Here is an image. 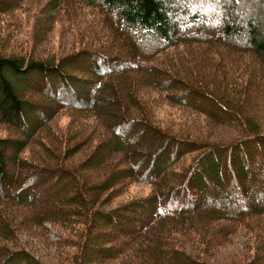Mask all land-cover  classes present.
<instances>
[{"label": "trees", "instance_id": "obj_1", "mask_svg": "<svg viewBox=\"0 0 264 264\" xmlns=\"http://www.w3.org/2000/svg\"><path fill=\"white\" fill-rule=\"evenodd\" d=\"M65 1L105 10L112 43L82 51V57L94 61L87 69L91 77L83 79L73 76L65 61L0 54V123L16 129L0 137V264H53L25 247L7 244L17 238L18 225L47 235V223L61 229L56 242L66 264L111 259L126 264H213L209 252L237 233L243 235L241 254L253 251L243 264H264V198L258 195H264V39L251 21L239 19L240 0H193L194 6L207 10L182 7L180 0ZM23 2L0 0V14H11ZM60 2L49 0L42 10H55ZM247 31L252 41L243 43L238 38ZM102 34L97 30L95 37ZM118 37L127 43L121 55L110 50ZM204 43L237 62L247 53L257 67L247 74L242 65L222 68V59H208L210 66L202 67L217 74L210 89L198 78L199 56L187 51L197 45L195 53ZM173 45L182 46L190 65L176 52L160 67L148 63ZM135 70L149 74L127 80L125 89L149 82L169 102L237 129L239 135L228 141L190 136L167 129L150 110L132 115L129 105H138L137 99L121 94V83L114 79ZM30 89L44 99L37 100ZM64 107L97 120L80 118L81 128L64 135V142H70L60 153L61 139L53 137L51 144L36 137L39 143L32 135ZM32 108L38 118L21 122L23 109ZM122 129L134 132V138L119 136ZM85 131L105 138L88 158L67 163L64 159L84 151L90 141ZM30 143L43 149L38 160L22 154ZM45 179H51L45 188L33 189ZM59 180L63 182L57 186ZM133 181L149 183L151 193L114 207L101 203L102 194L120 193ZM19 214L21 223L14 224Z\"/></svg>", "mask_w": 264, "mask_h": 264}, {"label": "rangeland", "instance_id": "obj_2", "mask_svg": "<svg viewBox=\"0 0 264 264\" xmlns=\"http://www.w3.org/2000/svg\"><path fill=\"white\" fill-rule=\"evenodd\" d=\"M48 1L49 0H24L23 4L13 10L11 14H0V54L16 53L26 55L27 57L43 58L57 62L59 60L65 61L67 62V69L73 76L77 75L80 79H83L84 77H91V74L87 71V69H91V66L89 65H93L94 61L92 58L82 57V51L84 49L90 50L93 45L99 47L100 44L106 46L108 43H112V41L108 39V35L113 36V31H111V28L106 21L107 17L105 10L100 9L97 11L87 5L88 2L87 4L85 2L81 4L74 3L72 6H69L65 0H61L60 5L55 10H42ZM177 2L182 7L191 6V10H207V6H194V4H192L193 0H180ZM239 2V9L241 11L239 19H247L248 21H251L252 25L258 29L260 37L264 39V0H240ZM175 8L178 9L177 7ZM208 17L211 18V15H208ZM213 18L214 16H212V22H214ZM239 22L243 24V21L240 20ZM248 29L249 26L247 25L246 30ZM97 30L104 33L99 38L95 37ZM238 39L243 41V43L251 42L252 35H250L247 31ZM123 40L124 39L118 37L114 41V46L110 48L112 53L121 55L120 50L125 48V44H127H122L121 42ZM176 47H179V49ZM183 47L187 46L183 44ZM197 47L199 46L192 45L191 48H187V51L189 50L191 54L193 53L199 56L201 65H197L198 78L207 81L210 89L215 88L214 83H211V78L213 75L217 74H212L210 71L205 70V68L210 66L207 63L208 59H212L214 61L222 59L223 63L220 65L222 68L225 66L230 67L232 64L242 65L247 74L249 69L257 67L255 61H253L254 57L252 58L247 53L240 56L241 60L237 62L234 61L228 53L223 52L216 47L208 46L205 43L201 44V48L194 53ZM181 49L182 46L173 45L165 51L152 56L148 60V63L150 65L160 67L168 62V56L170 53L176 52L179 54L181 62L185 63L184 65H190L187 60L183 59V55L181 54L183 52H180ZM91 51L95 52L97 50L93 49ZM202 51L205 52L204 56L201 55ZM231 55L234 57L233 54ZM130 58L133 57L130 56ZM201 59H203L205 63H202ZM203 65H207V67H202ZM231 71L229 72L230 74ZM224 72L226 71L224 70ZM148 74L149 71L147 70H135L130 71L129 73L121 74L114 79L116 82L121 83V90L117 88L121 94L125 97L127 95L135 96V99H137L138 105H133L132 103L129 105L128 111H131L132 115H142L144 113L149 114L150 110L152 116L167 129L188 134L190 136L228 141L239 135V131L237 129L222 123L214 122L207 116L198 113L196 114L183 105H176L169 102L163 97L165 92L159 91L158 88L149 85V82L146 84L142 83L139 86L135 83V85H131L129 88L125 89L124 83L127 80L137 79L138 76L142 78L141 75ZM219 74L221 73L218 72V75ZM32 75L36 76L37 74L33 73ZM218 78L223 80L222 77L218 76ZM78 85L81 89H83L80 84ZM29 93H31L39 101L44 99L43 95L33 91L32 89H30ZM2 97H4V95L0 94V99ZM119 101L120 104L125 103L124 100ZM73 112L74 110L71 108H62L48 125L38 130L32 136L35 138H44L41 139V141H45V139H47L51 142V144H53L54 141L53 137L56 141L57 139H61L62 144L60 153L66 151V144L70 141H67V143L64 142V135H69L75 130L81 128L78 124L80 118H89L90 120L95 118L92 114L81 111ZM21 113L23 115L19 117L21 122L24 123H26V120H35L38 118V115L33 108L31 110L23 109ZM14 133H16V129L14 127H10L5 123H0V137ZM106 134L109 133L106 132ZM118 134L119 136L122 134L123 136L131 137V139L134 138V132L127 134L125 129H122L118 132ZM61 135L63 137H61ZM85 135L90 137V141L86 145V148L84 151H81L76 155L71 154L70 157L74 155L72 158L68 157L64 159L67 163L77 164L88 158L95 147L98 146L105 138L104 135H97L96 133H91L90 131H85ZM141 136L143 137L142 140H145L146 142L149 141V137H147L145 133ZM37 141L40 143L38 139ZM42 151L43 149L39 146V144L30 143L23 150L22 154L30 157L31 159L38 160ZM102 152L103 151H101V153ZM96 159L97 157L94 158V161H96ZM147 165L144 167H147ZM50 180L51 179H45L42 183L40 181L38 184L33 186V189L41 190L42 188H45V186L51 182ZM62 182V180H59L57 182V186H60ZM148 193H151V185L149 183L144 181H133L122 192H114L109 196L104 193L100 196V198L103 199V202H101L103 205L114 207L124 203V201L130 200L134 197H141L147 195ZM258 195L260 199L264 198L263 194ZM19 218H21V214L12 219L13 223L20 224L21 222L19 221ZM47 225L50 228L47 235L31 233L27 229L23 228L22 224L18 225L19 231L17 232V238L14 239L13 242H7V244L10 247H25L41 259L50 263L66 264L63 260L61 252L59 251V245H57L58 243L56 242V239L58 238L57 230L61 229L51 223H47ZM189 250L191 251L190 247ZM243 251V235L241 233H237L233 236L230 242L225 244L222 248L216 247L212 250V252H209L208 259L213 264H243L244 260L251 257L253 254V251L250 250L241 254ZM94 264L126 263L122 259H111L102 263Z\"/></svg>", "mask_w": 264, "mask_h": 264}, {"label": "bare ground", "instance_id": "obj_3", "mask_svg": "<svg viewBox=\"0 0 264 264\" xmlns=\"http://www.w3.org/2000/svg\"><path fill=\"white\" fill-rule=\"evenodd\" d=\"M148 164V163H147Z\"/></svg>", "mask_w": 264, "mask_h": 264}]
</instances>
